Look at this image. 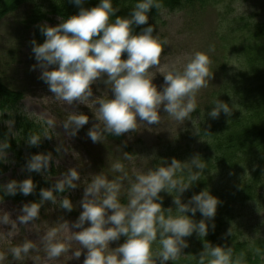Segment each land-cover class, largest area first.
Listing matches in <instances>:
<instances>
[{
	"label": "clouds",
	"instance_id": "obj_1",
	"mask_svg": "<svg viewBox=\"0 0 264 264\" xmlns=\"http://www.w3.org/2000/svg\"><path fill=\"white\" fill-rule=\"evenodd\" d=\"M71 2L80 7L78 15L67 18L55 27L47 24L40 26L44 43L31 41L32 53L37 61L32 70H41L39 79L48 85L56 99L68 105L84 103L93 97L92 86L97 81L104 80L105 84H111L114 98L99 101L97 119L103 122V133L115 136L136 130L141 122L158 124L161 108L176 121L186 120L196 110V93L206 86L209 77L211 61L208 55L195 53L182 71L173 69L164 75V86L159 88L153 83L149 69L160 64L166 41L153 34L155 29L152 26L144 28L138 35L134 34L135 27L148 24L149 12L153 8H160L158 0H138L127 18L116 15L119 9L113 7V0H100L98 6L90 9L82 7L86 0ZM125 53L127 59H122ZM105 76L107 79H104ZM221 112L230 115L231 108L229 104L217 100L208 115L216 119ZM7 123L11 130L14 121ZM88 123L87 115L72 113L64 127L70 129V134L74 136ZM44 136L47 137V133ZM87 136L97 143L103 134L99 126L94 125ZM40 140V136L32 135L28 144L38 146ZM9 148L6 140L0 142V161L6 162V150ZM50 160L51 154L33 155L26 165L27 170H47ZM201 160L199 156L193 157L190 162L173 158L168 166L137 174L130 186L126 205L119 200L126 174L120 181H109L102 174L95 176L84 191L81 201L83 211L72 225L81 229L73 233L72 239L87 249L84 264H157V261L167 264L189 247L186 237L198 233L200 238H205L209 233L207 221L214 219L221 203L217 197L205 190L194 195L187 204L182 203L181 198L175 199L178 214L172 215V209L162 208L163 197L160 196L162 191L169 194L175 191L181 196L193 182L199 180L204 170ZM115 168L123 172V165L117 163ZM184 171L188 172L187 182L177 176L178 172ZM79 180V173L70 169L53 189L40 191L41 200L56 203L54 192L75 189ZM34 187L33 180L29 178L12 180L0 185V190L11 196L17 193L27 196L33 193ZM60 206L69 212L73 209L68 198L63 199ZM40 208V203L25 204L21 209L23 214L18 217L19 223L27 224L37 219ZM189 212L193 216L199 212L205 219L196 223L186 215ZM0 223H9L8 214L0 218ZM63 227L67 228L68 225L64 224ZM56 236L57 230L53 229L44 237L49 258L59 257L67 250L65 243L58 241ZM122 236L127 238L125 243L109 252L110 242ZM157 241L160 250L154 252L152 245ZM32 248V242L25 241L11 252L19 259ZM73 255L79 259L82 252L76 251ZM199 264H234L232 250L227 246L205 244Z\"/></svg>",
	"mask_w": 264,
	"mask_h": 264
},
{
	"label": "rangeland",
	"instance_id": "obj_2",
	"mask_svg": "<svg viewBox=\"0 0 264 264\" xmlns=\"http://www.w3.org/2000/svg\"><path fill=\"white\" fill-rule=\"evenodd\" d=\"M26 11L21 9L0 23V72L11 89L22 91L24 94L19 113L41 123L45 129L43 135H48L43 137L42 146L48 148L51 160L48 169L39 172L41 184L48 182L49 186H52L50 189H53L70 169L79 173L80 180L76 182L77 188L68 189L63 196L54 195L56 203L42 201L40 215L27 224L19 223L18 217L23 214V206L30 204L31 200L0 203V218L5 214L9 216L8 224L0 223V264H84L87 249H83L82 245L72 239L73 233L81 229L73 228L72 225L83 211L81 201L88 183L101 174L109 181H120L126 174L119 193L120 202L126 205L129 189L135 182L136 175L146 174L158 168L157 162L168 159L163 155L171 152V149H174L172 146H182L178 152L179 157L183 158V162L191 161L190 151H197L202 143L197 130L203 123L205 112L226 85V75H232L240 68L239 58L233 54L229 55V42L233 40L239 44V40L247 36L245 32L252 29L255 23L264 22V0H216L205 8L196 6L183 10L162 11L154 22L152 20L150 26L152 24L155 29L153 34L166 41L160 64L149 69L153 83L162 88L164 75L173 69L182 71L197 52L207 54L211 61L209 77L206 86L196 93V110L186 120L176 121L161 108L158 124L147 125L141 122L136 130L116 136L117 140L103 133V122L97 119L99 101L114 98L111 84H105L104 80L97 81L92 86L94 95L89 101L68 105L56 99L49 91L48 85L39 79V68L32 70L37 61L29 48L28 38H32V31L22 26ZM50 19L51 21L45 22L44 25L55 27L61 23L58 17ZM122 59H127V53ZM72 113L89 117V123L74 136L70 134V129L64 127ZM94 125H98L103 134L101 141L97 143H93L87 136L89 129ZM4 126L8 127L12 136L18 135L13 125L11 130L7 122ZM186 145H189L188 148ZM178 147L176 149H179ZM26 156L29 157V154ZM5 160L6 162L0 161V185H6L12 180L27 179V167L19 166L12 154L7 153ZM117 163L123 165V172L115 168ZM52 169L55 171L53 174L50 173ZM223 178L226 181L231 180L229 176ZM47 189L45 185L44 190ZM65 198L70 199L73 204L71 212L60 206ZM236 216L247 229H242L246 235L256 232L264 237V210L254 215L251 208L247 207ZM64 224L68 227H63ZM88 226L90 225H85ZM53 229L57 230L56 239L64 242L67 250L59 257L49 258L44 237ZM250 237L256 238V235ZM25 241L32 242L33 248L27 254H22L21 258H15L11 249ZM120 246V239L110 242L108 251L111 252ZM76 251L82 252L79 259L73 255Z\"/></svg>",
	"mask_w": 264,
	"mask_h": 264
},
{
	"label": "trees",
	"instance_id": "obj_3",
	"mask_svg": "<svg viewBox=\"0 0 264 264\" xmlns=\"http://www.w3.org/2000/svg\"><path fill=\"white\" fill-rule=\"evenodd\" d=\"M215 1L158 0L160 8H153L149 12L148 24L135 27L134 34L138 35L144 28L149 27L150 22L152 20L154 22L162 11L183 10L196 6L205 8ZM99 2L100 0H86L82 7L90 9L98 6ZM137 2L138 0H113V7L119 9L116 15L129 17ZM21 9L27 10L22 26L32 31V38H28L31 50V41L44 43L45 37L41 35L39 27L45 22H50V17H58L62 23L67 18L78 15L80 11V7L73 4L71 0H0V23L7 16ZM114 19L115 17L112 21ZM245 33L247 36L239 40V44L234 43L233 40L229 42V55L233 54L234 57L239 58L240 68L234 74L226 75V85L219 91L220 95H217L214 103L208 107L203 123L198 127V138L202 140L201 146L197 151L193 150L189 153V158L199 156L204 164L199 180L193 182L181 196L175 191L170 194L166 191L160 193L163 197L162 208L172 209V215L178 214L175 199L181 198L182 203L187 204L194 195L205 190L217 197L221 203L214 219L207 221L208 235L200 238L198 233H193L192 236L186 237L189 247L183 249L181 255L173 261H168L167 264H199L200 253L204 251V245L208 243L213 246L230 247L234 264L237 261L239 264H264V237L256 232L246 235L242 230L246 228L236 218V214L238 215L239 211H244L247 207L251 208L254 215L264 210V22L255 23L254 27ZM23 98V92L11 89L0 72V142L6 140L10 144V148L6 150L7 153L12 154L19 166L26 167L33 155H48L49 152L47 147L42 146L45 129L41 123L19 113ZM217 100L229 104L230 115L221 112L216 119L208 115ZM8 121H14L13 126L18 135L9 134L8 127L4 126ZM32 135L40 136L38 146L28 144V139ZM105 135L117 140L115 135L108 133ZM188 146L186 145V148ZM172 147L174 149H171V152L163 155L168 159L157 162L159 167L168 166L173 158L183 162V158L178 155L182 146ZM128 151L131 152L130 149ZM26 154H29V157ZM27 172V179L31 178L35 185L33 193L27 196L22 193L11 196L0 190V203L8 201L19 203L28 199L31 203L41 204L40 191L45 188V185L48 189L52 186H49L48 182L41 184L39 172L28 170ZM50 173H55L54 169ZM177 176L182 177L185 182L188 180L187 171L178 172ZM223 176H229L231 180H223ZM220 177L222 178L219 179ZM67 191L54 192V195L63 196ZM165 215H168L167 211ZM186 215H189L196 223L205 219L199 212L194 216L190 212ZM253 235H256V238L250 237ZM126 239L124 236L120 238L121 245ZM152 249L154 252L160 250L158 241L152 245ZM153 259L156 260V257L154 256Z\"/></svg>",
	"mask_w": 264,
	"mask_h": 264
}]
</instances>
